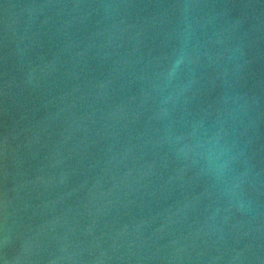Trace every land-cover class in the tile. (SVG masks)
Returning <instances> with one entry per match:
<instances>
[{"label":"water","instance_id":"water-1","mask_svg":"<svg viewBox=\"0 0 264 264\" xmlns=\"http://www.w3.org/2000/svg\"><path fill=\"white\" fill-rule=\"evenodd\" d=\"M0 264H264V0H0Z\"/></svg>","mask_w":264,"mask_h":264}]
</instances>
